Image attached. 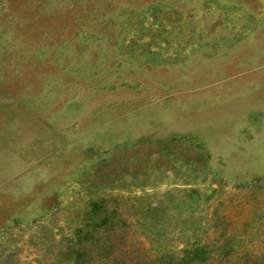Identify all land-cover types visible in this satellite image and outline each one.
I'll return each mask as SVG.
<instances>
[{
	"label": "rangeland",
	"instance_id": "obj_1",
	"mask_svg": "<svg viewBox=\"0 0 264 264\" xmlns=\"http://www.w3.org/2000/svg\"><path fill=\"white\" fill-rule=\"evenodd\" d=\"M93 200L87 264L264 257V0H0V264H69Z\"/></svg>",
	"mask_w": 264,
	"mask_h": 264
},
{
	"label": "trees",
	"instance_id": "obj_2",
	"mask_svg": "<svg viewBox=\"0 0 264 264\" xmlns=\"http://www.w3.org/2000/svg\"><path fill=\"white\" fill-rule=\"evenodd\" d=\"M90 203L91 207L89 209L88 218L91 223V228L86 229L84 227H77L75 234L77 235L78 245L74 248L68 246V250L62 251L63 256L70 257L69 264H87L91 258V248L88 244L96 243L98 241L99 235L95 236L98 229H105V240H110L109 234L114 230L112 228L117 220L115 218V210L111 209L110 211H107L104 205L102 206L101 200H93ZM92 229H96V231L92 233ZM87 240H89V243H87L86 246L84 242ZM101 242H103V240H101ZM225 245V242L219 243L218 251L214 252V249L210 248L207 244L193 240L187 245H183L178 254L173 252L169 253V250L165 249L162 251L161 256L158 257L156 262L150 264H264V257L251 259L248 256H245L244 258H241L238 254L234 255V259H219L217 261H212L211 259L215 255L223 257L227 253L229 248L225 247ZM135 264L147 263H144L143 261L138 262L137 260Z\"/></svg>",
	"mask_w": 264,
	"mask_h": 264
}]
</instances>
